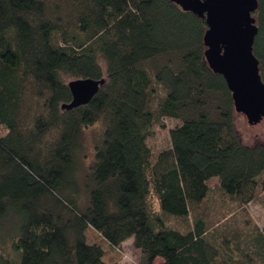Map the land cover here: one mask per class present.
I'll return each mask as SVG.
<instances>
[{
    "label": "trees",
    "instance_id": "trees-1",
    "mask_svg": "<svg viewBox=\"0 0 264 264\" xmlns=\"http://www.w3.org/2000/svg\"><path fill=\"white\" fill-rule=\"evenodd\" d=\"M206 28L171 0H0V249L14 253L0 264H106L88 227L115 248L133 238L139 264H215L190 205L214 177L239 204L264 195V145L240 139L228 85L205 60ZM81 78L104 81L87 104L62 108ZM171 120L169 146L154 153L149 137ZM253 238L264 260V227Z\"/></svg>",
    "mask_w": 264,
    "mask_h": 264
},
{
    "label": "rangeland",
    "instance_id": "rangeland-1",
    "mask_svg": "<svg viewBox=\"0 0 264 264\" xmlns=\"http://www.w3.org/2000/svg\"><path fill=\"white\" fill-rule=\"evenodd\" d=\"M235 128H237L242 142L249 145H264V118L255 125L247 123L246 117L241 113H235ZM165 128H155L149 137V146L154 153L169 146L168 129L174 122L167 121ZM100 126L94 125L83 133V150L79 159L81 175L87 171V167L93 158V148L99 139ZM5 130L0 127V135ZM207 197L196 205L191 204L188 221L201 218L205 224L206 236L217 246L215 264H264L263 259L257 257L254 243V234L264 227V195H258L248 204L242 205L234 198L225 195L220 188L218 178L214 177L208 182ZM172 225L182 227L185 223L180 218H168ZM88 243L100 245L104 251L103 261L106 264H139L142 253L134 246L133 238L122 242L118 248L109 245L99 233L88 227L86 232ZM5 252L0 249V255L13 257L12 248L7 245ZM263 252V251H262ZM157 263L161 260L157 259Z\"/></svg>",
    "mask_w": 264,
    "mask_h": 264
},
{
    "label": "water",
    "instance_id": "water-1",
    "mask_svg": "<svg viewBox=\"0 0 264 264\" xmlns=\"http://www.w3.org/2000/svg\"><path fill=\"white\" fill-rule=\"evenodd\" d=\"M184 11L206 20L203 36L206 63L212 72L225 79L232 95L235 112L247 123L255 125L264 118V82L259 72V61L253 54L258 32L254 11L257 0H171ZM104 79L81 78L68 83L71 109L87 104L98 92Z\"/></svg>",
    "mask_w": 264,
    "mask_h": 264
}]
</instances>
